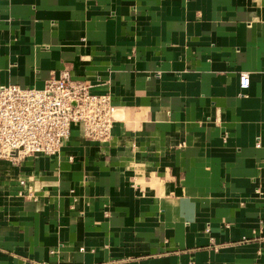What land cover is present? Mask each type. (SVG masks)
I'll return each instance as SVG.
<instances>
[{"label":"crops","instance_id":"obj_1","mask_svg":"<svg viewBox=\"0 0 264 264\" xmlns=\"http://www.w3.org/2000/svg\"><path fill=\"white\" fill-rule=\"evenodd\" d=\"M64 72L114 121L0 159V264H264V0H0V86Z\"/></svg>","mask_w":264,"mask_h":264},{"label":"built area","instance_id":"obj_2","mask_svg":"<svg viewBox=\"0 0 264 264\" xmlns=\"http://www.w3.org/2000/svg\"><path fill=\"white\" fill-rule=\"evenodd\" d=\"M248 85V74L240 72L238 89ZM114 112L108 93H91L87 83L72 81L65 72L50 77L40 89L1 85L0 159L55 155L72 124L80 125L83 137L102 142L109 135Z\"/></svg>","mask_w":264,"mask_h":264}]
</instances>
